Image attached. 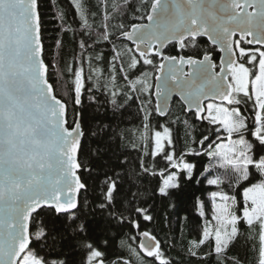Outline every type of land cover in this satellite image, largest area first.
<instances>
[{
  "label": "snow or ice",
  "instance_id": "obj_1",
  "mask_svg": "<svg viewBox=\"0 0 264 264\" xmlns=\"http://www.w3.org/2000/svg\"><path fill=\"white\" fill-rule=\"evenodd\" d=\"M46 3L61 32H75L69 14L79 25L81 56L66 65L68 79L55 62L62 39L54 62L45 59ZM101 4L103 19L95 25ZM123 6L131 7L130 0ZM141 6L145 11L134 19L147 22L125 25L112 23L124 15L117 0H68L67 7L60 0H0V264H175L140 221H153L149 201L157 199L179 213L187 185L202 183L190 156L207 157L200 175L216 190L210 219L196 199L203 224L187 255L202 264H242L232 249L246 237L258 239L264 264V0H142ZM94 25L103 29L95 38ZM203 38L212 48L201 51ZM102 43L110 51L89 52L86 76L82 54ZM169 45L178 54H166ZM214 52L221 53L219 64ZM105 60L107 76L99 66ZM53 69L58 78L50 82ZM101 87L112 111L89 114ZM174 94L184 113L207 122L199 139L192 136L195 125L179 116L168 126L157 122L162 131L152 129L153 111L169 115ZM121 95L125 104L118 103ZM128 101L139 103L143 125L132 142L143 144L135 159L116 142L125 118L119 110ZM173 124L183 125L182 150ZM124 139L120 130L121 146ZM157 180L151 191L145 187Z\"/></svg>",
  "mask_w": 264,
  "mask_h": 264
},
{
  "label": "trees",
  "instance_id": "obj_2",
  "mask_svg": "<svg viewBox=\"0 0 264 264\" xmlns=\"http://www.w3.org/2000/svg\"><path fill=\"white\" fill-rule=\"evenodd\" d=\"M98 0H92L93 4H96ZM112 0H109V4H111ZM117 2L121 3L122 10L124 15H117L116 19L112 21L113 24L124 23L125 25H130L131 23H141L143 21L134 19L135 16H139L142 14L145 9L142 7V0H130L131 7H124L123 0H117ZM60 3L67 7L68 0H60ZM139 7L140 12H136L135 9ZM55 12V8L51 7L47 3L45 4L43 10V18H42V32H43V42L45 45V59L46 62L52 64L53 57L56 56L55 42L56 40L62 39L63 47L59 51V55L56 58L58 63V69L63 70L61 74L65 79H68V73L66 72V65L74 62L76 58L81 56V50L79 48V25L77 23H72L73 17L71 14L68 16V22L72 24V28L74 31L61 32V24L58 20H56L53 16ZM95 25H99L103 19V10L101 4V10L97 16L94 18ZM94 25V33L93 38H95L96 34L102 32L103 29L101 27H96ZM118 43H127L125 41ZM129 45V44H128ZM129 47H131L129 45ZM111 45L100 44L99 46H94V50L89 49L84 52L82 55L85 57V62L83 63V68L85 75L88 74V62L86 60L89 52L95 56L96 53L104 52L108 53L110 51ZM205 48H212L210 44L202 39L201 43V51ZM178 54L173 46H169L166 49V54ZM215 62L217 63L219 58V53H213ZM97 62L93 60V64L95 65ZM99 66L104 70L105 76L108 75L107 61L105 60L102 63H99ZM148 70L151 71V66H143L141 67V71ZM155 75V74H154ZM140 76V71L135 72V76L132 78ZM57 70H52V75L50 78V82H55L57 80ZM63 80H61V84H63ZM154 82V76L152 80V84ZM70 83V81H69ZM127 82L123 79V74H119L117 79V84L123 88ZM92 82H86V88L91 87ZM101 85H103V80L101 81ZM58 94L62 97L66 96L65 89L63 87L57 88ZM153 92V88L151 89ZM94 94L97 97L98 104H93L91 108L88 109L89 114L96 113L98 115H102L105 111L111 112L112 105L108 102L111 99V96L108 92H105L103 87L101 90L96 92L94 90ZM130 95L135 96V93H129ZM88 95L89 93L85 92L84 94V104H88ZM119 104H125V97L123 95L117 97ZM153 108L155 107L153 96ZM140 105L138 102L128 101L125 105V108L120 109L119 111L125 112V118L119 123L118 135H117V146L120 147L121 151H126L132 154V158L135 159L139 154L143 151V144H139L138 147L133 148L132 142L136 140L143 131V125L141 122V117L138 115V109ZM71 108V106H70ZM183 106L178 102L174 101L171 104L169 115L165 118H162L153 111V119L151 120V126L153 130H160L162 128H156L157 122L161 125L168 126L171 120H174L177 116L180 117L181 121L185 118L189 119L191 123L195 125L192 130V136L199 139L200 133H207V122L195 121L192 116L182 111ZM99 109V112H97ZM174 135L176 134L175 130L177 128L180 129L179 136L181 137L179 143L177 145L178 149H183L184 139L183 137V125H171ZM120 130H123L125 133V139L123 141V146L120 145L119 141V133ZM151 134V133H150ZM215 139V136L212 137ZM199 148V145H194ZM207 145H205L206 147ZM147 159L151 160V157ZM188 162L194 163L197 165L195 175L202 181V183H197L196 180H193L189 185H187L186 191L189 193L185 201L180 205L179 213L175 208L170 207V202L164 201L161 202L159 199L155 201H149V203L154 204V208L152 209V214L154 216L153 221L146 222L140 221L141 228L140 230H147L151 232L153 235L157 237L158 240L162 243V248L165 251L167 257L174 261L175 264H202L200 260L195 257H190L187 255V248L189 246V242L196 240L198 238V231L196 230V225H202L203 219L199 216V209L194 207L196 199L200 198L206 205L205 211L207 213V218L210 219V205L208 201V195L215 189V186L208 185L206 179L200 175L203 171L204 167L208 164V159L205 156L198 157H187ZM161 165H163V161H160ZM223 170H214L212 177L214 178L216 175L222 174ZM207 175V174H205ZM157 181H153L151 184L146 185L145 187L151 191L152 187L155 186ZM98 194V193H97ZM91 195V194H90ZM187 217L185 220L184 218ZM243 225L241 228L243 229ZM127 231V229L125 230ZM135 229L132 230L135 233ZM139 238H137L136 243H138ZM118 243V241H117ZM207 250L206 248L204 249ZM233 254H238L239 258L242 261V264H258L259 261V241L258 239L254 241L247 240L246 237H242L237 245L232 249ZM127 252L124 253V258H127ZM150 259V258H149Z\"/></svg>",
  "mask_w": 264,
  "mask_h": 264
},
{
  "label": "water",
  "instance_id": "obj_3",
  "mask_svg": "<svg viewBox=\"0 0 264 264\" xmlns=\"http://www.w3.org/2000/svg\"><path fill=\"white\" fill-rule=\"evenodd\" d=\"M147 21L145 20V22L144 23H146ZM203 39H205L206 41H207V39L206 38H203ZM128 43H130V42H128ZM131 44V43H130ZM212 46V45H211ZM219 53V52H218ZM219 55H221V53H219ZM219 62H220V56H219ZM155 92V79H154V87H153V93ZM153 98H154V101H156V97L153 95ZM174 98H177L181 103H182V105H183V102L181 101V99H180V97L178 96V95H172L171 97H170V99L168 100V108L170 109V104H171V102H172V100L174 99ZM163 117H166V116H163Z\"/></svg>",
  "mask_w": 264,
  "mask_h": 264
},
{
  "label": "flooded vegetation",
  "instance_id": "obj_4",
  "mask_svg": "<svg viewBox=\"0 0 264 264\" xmlns=\"http://www.w3.org/2000/svg\"><path fill=\"white\" fill-rule=\"evenodd\" d=\"M145 22V20L143 21V22H141V23H144ZM126 42V41H125ZM128 43V42H127ZM131 47H132V45L130 44V43H128ZM169 46H172V45H169ZM168 46V47H169ZM211 46V45H210ZM167 47V48H168ZM166 51V50H165ZM220 56V55H219ZM217 64H219V58H218V61H217ZM153 87H154V82H153ZM153 100H154V98H153ZM174 101H178L181 105H182V103L177 99V98H174L173 100H172V102H171V104L174 102ZM154 104H155V101H154ZM171 104H170V107H171ZM183 106V105H182ZM170 110V109H169ZM161 117V116H160ZM162 118H165V117H162Z\"/></svg>",
  "mask_w": 264,
  "mask_h": 264
},
{
  "label": "rangeland",
  "instance_id": "obj_5",
  "mask_svg": "<svg viewBox=\"0 0 264 264\" xmlns=\"http://www.w3.org/2000/svg\"><path fill=\"white\" fill-rule=\"evenodd\" d=\"M216 188L213 190L215 191ZM208 201H209V205H210V209H211V193L208 195ZM210 216H211V213H210Z\"/></svg>",
  "mask_w": 264,
  "mask_h": 264
}]
</instances>
